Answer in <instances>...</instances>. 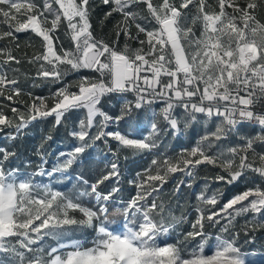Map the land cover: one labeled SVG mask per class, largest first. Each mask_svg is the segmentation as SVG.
<instances>
[{
	"label": "snow or ice",
	"instance_id": "obj_1",
	"mask_svg": "<svg viewBox=\"0 0 264 264\" xmlns=\"http://www.w3.org/2000/svg\"><path fill=\"white\" fill-rule=\"evenodd\" d=\"M61 128L70 147L49 151ZM121 153L147 164L128 179ZM201 169L215 175L189 212L181 188ZM258 235L264 0H0V264H257L242 245Z\"/></svg>",
	"mask_w": 264,
	"mask_h": 264
},
{
	"label": "trees",
	"instance_id": "obj_2",
	"mask_svg": "<svg viewBox=\"0 0 264 264\" xmlns=\"http://www.w3.org/2000/svg\"><path fill=\"white\" fill-rule=\"evenodd\" d=\"M99 0H96V3L98 4ZM102 15V13H101ZM99 19V15L94 17L93 19V24L96 26L97 33L99 34L100 29L97 24V21ZM111 25H109L110 27ZM107 31V29H105ZM22 43L27 42V37L22 35L21 38ZM33 43L36 44L37 50L39 49V41L33 40ZM29 52L32 51V49H28ZM52 90H55V85L50 86ZM36 94L37 95H43L47 96L49 95V87H44V88H39L36 89ZM106 108L108 106L106 105ZM110 111H116V109H111L109 108ZM80 115L79 113H73L72 117L70 118V123L72 119H75L76 116ZM51 118H49L48 122H45L43 124H39L29 130V133L27 136H25L21 141H18L17 143V151L20 154L21 159L27 158L31 156V153L35 146L39 143L40 137L42 135V131L46 133L48 131L49 125H50ZM123 131L129 132V133H138L134 127L129 128L125 126L123 128ZM199 137L196 136L195 134L189 136V135H183L179 139H172L171 137L165 139L160 151L161 152H166L169 156H175L182 148L190 147L193 146L196 142V140ZM70 147V141L66 138V133L63 128H61L55 135H54V140L50 142V147L49 151H56V150H67ZM101 152L98 153L96 150H90L92 153L93 157H96L97 155H102L103 154V146L101 145ZM126 153H121V165H122V170L125 172V176L130 179L135 172L141 170L143 167L146 166L147 164V158H141V157H131L129 156V159L127 161L123 160V156ZM35 159V157H32ZM111 157L109 156V159ZM215 175L214 172L209 171L208 169H201L199 171V175L196 179V181L193 184L192 188H187V187H182L181 188V195H180V204L183 205L189 212L192 211L193 206L196 205L197 200H196V194H198L201 189L204 188L205 180L204 178L207 176L209 180ZM180 178V174H177V179ZM175 181H169V183L165 186V198L168 199L170 197L167 196V193L171 191V189L174 187ZM219 187L221 188L222 191L225 192L226 198L230 197L235 191V188H227L224 187L223 185H218V184H211L209 194L211 191H215V189ZM132 188L125 182L123 184V191L121 192V196L125 199L128 198V196L132 193ZM175 203V201H174ZM177 214H179V209H177ZM186 227V225H185ZM242 248L245 252H256L257 255L263 256L264 255V239L258 238L256 240L255 244L251 245H242Z\"/></svg>",
	"mask_w": 264,
	"mask_h": 264
},
{
	"label": "rangeland",
	"instance_id": "obj_3",
	"mask_svg": "<svg viewBox=\"0 0 264 264\" xmlns=\"http://www.w3.org/2000/svg\"><path fill=\"white\" fill-rule=\"evenodd\" d=\"M131 135L139 138L140 133H132ZM255 259L257 261V264H264V255L263 256L257 255Z\"/></svg>",
	"mask_w": 264,
	"mask_h": 264
}]
</instances>
